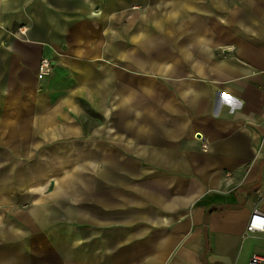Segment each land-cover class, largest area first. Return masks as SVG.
Listing matches in <instances>:
<instances>
[{
  "label": "crops",
  "instance_id": "0c3cea01",
  "mask_svg": "<svg viewBox=\"0 0 264 264\" xmlns=\"http://www.w3.org/2000/svg\"><path fill=\"white\" fill-rule=\"evenodd\" d=\"M242 2L0 0V264L264 255L247 234L264 214V0Z\"/></svg>",
  "mask_w": 264,
  "mask_h": 264
},
{
  "label": "built area",
  "instance_id": "2783aa9c",
  "mask_svg": "<svg viewBox=\"0 0 264 264\" xmlns=\"http://www.w3.org/2000/svg\"><path fill=\"white\" fill-rule=\"evenodd\" d=\"M28 29L26 27H22L18 30V34L20 36H26ZM52 72V61L48 58L42 59L40 66H39V75L40 76H48ZM203 150L207 151L208 146L205 144L203 146ZM258 233H264V214L255 210L253 216L251 217L248 228L247 234L248 236L256 235ZM249 264H264V255H253Z\"/></svg>",
  "mask_w": 264,
  "mask_h": 264
},
{
  "label": "rangeland",
  "instance_id": "374dc122",
  "mask_svg": "<svg viewBox=\"0 0 264 264\" xmlns=\"http://www.w3.org/2000/svg\"><path fill=\"white\" fill-rule=\"evenodd\" d=\"M205 1V3L207 4V6H209V7H214V5L216 4L215 2H216V0H204ZM236 2H237V4H235V5H240V4H242L243 2H242V0H236Z\"/></svg>",
  "mask_w": 264,
  "mask_h": 264
}]
</instances>
